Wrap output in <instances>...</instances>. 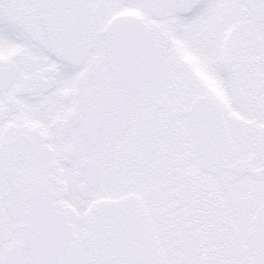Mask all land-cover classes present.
<instances>
[{
    "label": "snow or ice",
    "instance_id": "6c2138e0",
    "mask_svg": "<svg viewBox=\"0 0 264 264\" xmlns=\"http://www.w3.org/2000/svg\"><path fill=\"white\" fill-rule=\"evenodd\" d=\"M0 264H264V0H0Z\"/></svg>",
    "mask_w": 264,
    "mask_h": 264
}]
</instances>
